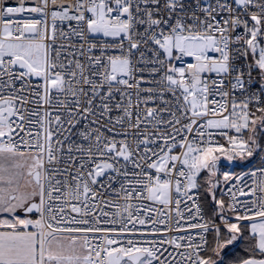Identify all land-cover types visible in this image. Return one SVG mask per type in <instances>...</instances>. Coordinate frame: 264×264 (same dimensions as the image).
Masks as SVG:
<instances>
[{"label": "snow or ice", "instance_id": "obj_1", "mask_svg": "<svg viewBox=\"0 0 264 264\" xmlns=\"http://www.w3.org/2000/svg\"><path fill=\"white\" fill-rule=\"evenodd\" d=\"M0 264H264V0H0Z\"/></svg>", "mask_w": 264, "mask_h": 264}]
</instances>
